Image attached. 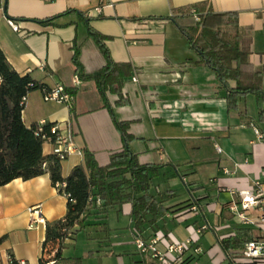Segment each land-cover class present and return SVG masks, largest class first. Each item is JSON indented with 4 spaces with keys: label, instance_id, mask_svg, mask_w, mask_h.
Returning <instances> with one entry per match:
<instances>
[{
    "label": "crops",
    "instance_id": "obj_1",
    "mask_svg": "<svg viewBox=\"0 0 264 264\" xmlns=\"http://www.w3.org/2000/svg\"><path fill=\"white\" fill-rule=\"evenodd\" d=\"M196 4H204L203 10L216 14H237L240 35L251 40L252 69L262 72L264 0H5L0 9V49L20 76H29L47 89L62 85L74 96L69 109L45 101L36 90L27 96L22 111L26 127L45 121L69 135L78 153L60 162L63 178L84 166L85 152L104 167L112 155L127 147L140 165H165L159 175L181 180L187 192L182 205L169 210L154 229L142 228V237L151 236L155 228L164 230L172 213L181 212L193 201L199 206L193 227L231 222L230 236L247 230L248 237L257 239L259 230L240 225L228 208L237 201L229 190L264 184V106L260 107L257 95L247 94L233 95L230 107L228 92L217 74L199 63V56L170 20L173 10ZM48 19L53 21L40 24ZM8 20L16 24V32ZM90 30L105 38L103 43L114 63L130 67V77L121 90L126 105H117L119 96L109 92L104 100L91 79L106 61ZM74 47L78 48L83 78L76 75L72 62ZM76 76L79 85H74ZM260 85L264 91V74ZM114 120L129 124L127 142ZM253 128L262 140L256 138ZM42 153L50 156L48 142L42 145ZM166 194L174 196L171 189ZM127 205L123 214L133 223L131 205ZM37 206L45 225L29 229V210ZM121 207L109 210L122 211ZM66 213L67 199L52 185L47 172L1 186L0 264H7L8 256L39 264L46 224L62 220ZM91 213L87 221L105 229L107 213ZM248 215L256 218L254 212ZM237 238L226 240L229 253H240L250 241ZM139 263L143 264L142 257Z\"/></svg>",
    "mask_w": 264,
    "mask_h": 264
},
{
    "label": "trees",
    "instance_id": "obj_2",
    "mask_svg": "<svg viewBox=\"0 0 264 264\" xmlns=\"http://www.w3.org/2000/svg\"><path fill=\"white\" fill-rule=\"evenodd\" d=\"M202 5L173 10L170 20L199 56V63L217 74L221 85L228 92L230 107L233 105V95L247 94L257 95L260 107H263L264 91L260 82L264 74V60L262 72L252 69L249 61L251 40L240 35L237 14L212 13L203 10ZM52 21L43 20L40 24L46 25ZM89 35L99 46L106 61L99 73L91 79L96 82L104 100L109 92L119 96L117 105H126L128 102L123 100L121 90L130 77V67L111 60L103 43L104 37L91 30ZM78 54V48L74 47L72 62L76 75L83 78ZM231 82L235 84L234 87L230 86ZM36 90L43 93L49 89L29 76L17 74L0 49V187L16 179L27 181L47 172L54 187L58 183L65 184L59 193L68 196L65 217L46 224L39 264H43L49 257L59 264L63 260L65 242L72 241L82 229L96 225L87 221L93 215L92 211H96V215H104L111 208L130 204V216L136 232L139 233L146 226L154 229L158 221L169 212L164 207L168 194L160 192L153 185L159 171L166 166L140 165L136 156L126 147L123 152L112 155L109 164L104 167L96 163L92 154L85 152L84 166L76 167L68 177L63 178L60 162L42 153V145L45 143L43 136H51L48 127L45 126L43 132L37 133V124L26 127L22 121L23 99ZM114 124L122 139L127 142L131 138L128 134L129 124L115 120ZM96 200L99 206H96ZM236 233V241L238 236L247 240L254 239L247 236V230H237ZM218 243L222 251L227 253L226 241ZM80 262V259L74 260V264Z\"/></svg>",
    "mask_w": 264,
    "mask_h": 264
},
{
    "label": "built area",
    "instance_id": "obj_3",
    "mask_svg": "<svg viewBox=\"0 0 264 264\" xmlns=\"http://www.w3.org/2000/svg\"><path fill=\"white\" fill-rule=\"evenodd\" d=\"M5 0H0V9L2 8ZM195 20L198 21L197 16L192 12ZM8 25L13 31H17L18 27L13 21L8 20ZM136 82V78H133ZM74 85H79V77H74ZM43 98L48 102H55L62 104L71 109L74 104V96L72 92L62 85L43 92ZM26 98L23 99L25 102ZM48 127L50 137L43 136L45 142L51 146L50 156H53L59 162L64 161L70 155L76 153V149L62 128L58 125H48L45 121L37 124V133L43 132L44 127ZM254 134L258 140H262V135L257 129L253 128ZM220 153V149L216 148ZM78 153V152H77ZM46 165L44 164L43 167ZM225 174H230L225 171ZM56 190L59 192L65 188L64 183L55 185ZM233 195H236L237 201L232 202L228 208L232 217L238 220L242 226H253L260 232V237L244 243L240 253L232 254L227 251L223 252V259L218 264H264V184L255 183L249 186L235 187L229 190ZM67 199V195L62 193ZM99 201L96 200V206H99ZM182 211L199 214V206L193 202H187ZM249 212H254L255 219L249 218ZM38 225H45L40 206L31 208L29 210V229ZM212 230L209 223H204L199 227H194L195 235L201 236L204 232ZM235 235L224 237L222 240L226 241ZM221 241V240H218ZM133 244L139 256L144 257L147 261L143 264H202L199 258L205 254L204 250L195 243L192 238H187L184 241H176L168 239L167 235L160 231H153L152 235L148 238L142 237L139 233L133 235ZM7 264H26L24 260L14 259L11 256L7 257ZM43 264H57L49 257Z\"/></svg>",
    "mask_w": 264,
    "mask_h": 264
},
{
    "label": "rangeland",
    "instance_id": "obj_4",
    "mask_svg": "<svg viewBox=\"0 0 264 264\" xmlns=\"http://www.w3.org/2000/svg\"><path fill=\"white\" fill-rule=\"evenodd\" d=\"M153 185L158 186L163 193L168 189L173 191L174 196L164 201V206L170 211L177 210L183 199L187 197L184 184L177 177L167 178L160 174L153 180ZM121 208L122 211L112 209L107 212L105 229L87 227L85 231L78 233L66 245L63 260L59 264H74L75 259H80V264H141L139 263L141 257L133 244L132 235L136 232L134 224L123 214L128 210V205L124 204ZM195 219L192 213L184 211L172 213L171 218L166 220V228L161 231L170 240L181 241L192 238L205 252L200 261L218 264L223 259V251L218 240L231 235L233 224L231 222L213 224L212 230L198 236L195 235L192 226ZM142 259L147 261L144 257Z\"/></svg>",
    "mask_w": 264,
    "mask_h": 264
}]
</instances>
